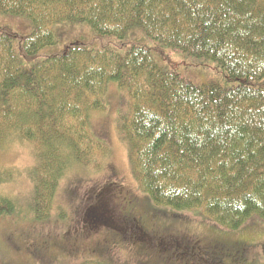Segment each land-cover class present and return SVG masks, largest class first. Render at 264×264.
Masks as SVG:
<instances>
[{
  "label": "trees",
  "instance_id": "obj_1",
  "mask_svg": "<svg viewBox=\"0 0 264 264\" xmlns=\"http://www.w3.org/2000/svg\"><path fill=\"white\" fill-rule=\"evenodd\" d=\"M0 15L32 26L29 34L0 26V151L26 143L35 160L26 210L5 192L11 172L0 165V221L44 222L63 178L105 154L90 115L104 110L112 84L130 101L123 137L131 172L155 208L228 231L264 223V0H0ZM62 23H86L93 34L42 53L57 44L53 27ZM133 28L149 44L125 42ZM171 51L212 62L236 86L191 83ZM38 57L31 70L22 68ZM124 210L126 234H119L137 245L144 227L125 218L134 205ZM187 219L172 218L164 232L187 230ZM181 240L182 251L172 245L161 257L156 245H142L123 263L107 249L79 264H224L221 250ZM47 249L40 244L33 256Z\"/></svg>",
  "mask_w": 264,
  "mask_h": 264
},
{
  "label": "rangeland",
  "instance_id": "obj_2",
  "mask_svg": "<svg viewBox=\"0 0 264 264\" xmlns=\"http://www.w3.org/2000/svg\"><path fill=\"white\" fill-rule=\"evenodd\" d=\"M0 26H10L24 34L32 30L27 19L17 16L0 15ZM53 31L57 44L42 53L60 48L75 38H89L93 34L92 28L86 23H62L54 26ZM124 41L149 44L140 28L128 31ZM127 50L128 46L121 52ZM170 55L177 65L176 71L193 84L217 83L227 88L236 86L235 83L224 82L221 72L212 62L199 64L200 61L178 51H171ZM40 61L38 57L31 62L20 63L25 71H29ZM104 107L103 111L90 115V127L97 140L106 147L105 154L92 155L87 166L79 165L63 178L58 187L54 210L44 222H34L29 216L25 218V215L20 216V219L13 217L0 221V264H79L82 261L80 257L96 255L94 253H102L107 249H112L110 254L115 262L123 263L143 253L142 245L148 248L156 245L160 257L165 251L173 250L170 248L172 245L182 251L180 248L185 243L181 237L186 238V246L198 242L196 247L201 246L203 250H221L224 264H264V223L228 231L206 223L195 214L155 208L140 192L131 172L123 137L124 125L130 113L128 97L111 84L104 97ZM0 165L11 172L5 192L15 197L26 210L32 188L30 176L35 165L32 148L19 142L8 145L0 151ZM96 190L98 196L92 202L90 199ZM124 197L133 202V214L144 227V235L139 237L137 245H128L120 235L126 234L125 224L119 217L120 201ZM85 206L89 208L86 217L82 218ZM148 211H157L160 215H150ZM187 216V230H177L172 235L164 232V229L173 226L172 218L183 219ZM112 228L118 234L111 231ZM43 243L48 245V249L38 259L33 256V251Z\"/></svg>",
  "mask_w": 264,
  "mask_h": 264
},
{
  "label": "flooded vegetation",
  "instance_id": "obj_3",
  "mask_svg": "<svg viewBox=\"0 0 264 264\" xmlns=\"http://www.w3.org/2000/svg\"><path fill=\"white\" fill-rule=\"evenodd\" d=\"M95 197H97V195H93L92 197H91V199L90 200H92V202L94 201V199H95ZM122 202V203H121ZM88 204H90V203H88ZM88 204H86V206L88 205ZM121 204V205H120ZM120 208L123 210V211H125L124 209H126L128 206H132V205H134L133 204V202L132 201H130V200H128L127 199V197L125 198H123L122 199V201H120ZM86 206H85V209H84V213H83V216L84 217H86V214H87V212H88V208H86ZM125 218L126 219H128L129 221H135L136 220V216L135 215H133V214H130V213H128V214H126L125 215ZM139 220V219H138ZM84 227V226H83ZM91 231H93V230H91ZM89 234H90V232H89Z\"/></svg>",
  "mask_w": 264,
  "mask_h": 264
}]
</instances>
